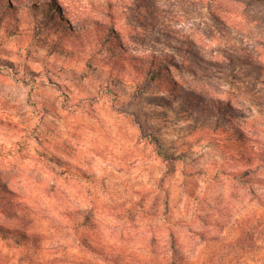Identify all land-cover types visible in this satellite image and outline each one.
I'll list each match as a JSON object with an SVG mask.
<instances>
[{
    "label": "rangeland",
    "instance_id": "1",
    "mask_svg": "<svg viewBox=\"0 0 264 264\" xmlns=\"http://www.w3.org/2000/svg\"><path fill=\"white\" fill-rule=\"evenodd\" d=\"M0 264H264V0H0Z\"/></svg>",
    "mask_w": 264,
    "mask_h": 264
},
{
    "label": "trees",
    "instance_id": "2",
    "mask_svg": "<svg viewBox=\"0 0 264 264\" xmlns=\"http://www.w3.org/2000/svg\"><path fill=\"white\" fill-rule=\"evenodd\" d=\"M42 13L48 14L53 11L52 5L49 3H46L42 7ZM149 141L153 144L154 149L156 151V154L163 159L166 162H171L173 159V156L169 154L167 148L161 143V141L154 135V134H149ZM175 240L172 238L171 242V248L175 250Z\"/></svg>",
    "mask_w": 264,
    "mask_h": 264
}]
</instances>
